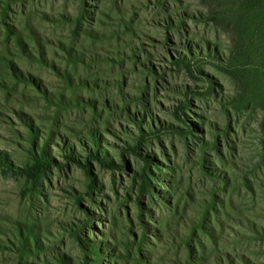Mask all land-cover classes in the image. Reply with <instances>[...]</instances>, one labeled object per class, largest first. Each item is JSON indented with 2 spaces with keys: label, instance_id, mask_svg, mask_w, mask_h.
<instances>
[{
  "label": "rangeland",
  "instance_id": "1",
  "mask_svg": "<svg viewBox=\"0 0 264 264\" xmlns=\"http://www.w3.org/2000/svg\"><path fill=\"white\" fill-rule=\"evenodd\" d=\"M243 1L0 0V264H264V8Z\"/></svg>",
  "mask_w": 264,
  "mask_h": 264
},
{
  "label": "trees",
  "instance_id": "2",
  "mask_svg": "<svg viewBox=\"0 0 264 264\" xmlns=\"http://www.w3.org/2000/svg\"><path fill=\"white\" fill-rule=\"evenodd\" d=\"M243 5L248 10L256 9L258 7L264 8V0H244ZM36 146L39 147V145H36ZM87 148L89 149L90 152H92L91 151L92 149L90 147L87 146ZM41 152H42L41 156H39V155L36 156L35 163H32V165H29V166H27V168L22 170V172L25 175L37 178L41 173H43L46 170L45 167L50 165V161H52L53 163H57L55 161V159L52 157L51 150L48 148V146L41 148ZM97 152H98V150H96V153ZM91 155L95 156L94 154H91ZM101 156H102L101 153L96 154V157L101 159L107 167L112 168L113 166H115L114 163L107 162L105 160L106 159L105 156H103V158H101ZM104 157H105V159H104ZM70 159H72L73 161H76L79 164L83 163L76 156H71ZM90 161H91V158H89L87 164L84 165V167H87V165L90 164ZM142 179H143V181H142V185H141V193L144 196L149 190H148L147 178L145 177V175H142ZM92 191H94V187H92ZM79 204L80 203H78V205ZM91 249L94 250L95 252H97L99 255L103 254L101 252L102 248L100 246V243H99V245L96 244V246L92 247ZM89 251H91V250H89Z\"/></svg>",
  "mask_w": 264,
  "mask_h": 264
}]
</instances>
